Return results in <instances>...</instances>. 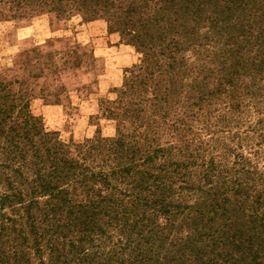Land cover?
<instances>
[{
  "label": "trees",
  "instance_id": "trees-1",
  "mask_svg": "<svg viewBox=\"0 0 264 264\" xmlns=\"http://www.w3.org/2000/svg\"><path fill=\"white\" fill-rule=\"evenodd\" d=\"M80 9L141 60L82 142L31 112L52 52L0 76V264H264V119L246 120L264 116V0H0V22ZM63 51L98 75L92 49Z\"/></svg>",
  "mask_w": 264,
  "mask_h": 264
},
{
  "label": "rangeland",
  "instance_id": "rangeland-1",
  "mask_svg": "<svg viewBox=\"0 0 264 264\" xmlns=\"http://www.w3.org/2000/svg\"><path fill=\"white\" fill-rule=\"evenodd\" d=\"M51 15L44 13L30 21L0 22V76H4V80H14L28 75V66L20 65L19 55L24 50L37 47L42 53L52 52L50 58L52 63H56V72L46 78L42 73V78L32 81L37 84V90L44 84V94L48 97L34 100L31 112L42 119L46 131L56 132L61 141L82 142L95 135L92 118L100 113V102L104 99L109 102L116 100L117 90L124 80V70L138 65L141 56L134 47L125 45L120 33L114 31L119 24L111 23V27L104 17L90 19L84 9L73 12L62 21L53 20ZM73 43L92 49V56L98 60L95 62V67L99 66L98 75H94L90 64L81 62L78 65L74 53L63 51ZM31 66L40 69L35 59L29 60ZM90 82L93 83L86 91L81 89ZM261 117L250 112L246 120L257 122L264 119V116ZM114 124L113 121H101V134L114 137ZM253 126L258 127L256 123ZM216 136L220 145L234 146L230 139H226L227 134L218 133ZM257 140L253 137L250 142ZM229 159L233 160V157ZM243 164H247L246 159ZM257 169L264 174L263 163Z\"/></svg>",
  "mask_w": 264,
  "mask_h": 264
}]
</instances>
